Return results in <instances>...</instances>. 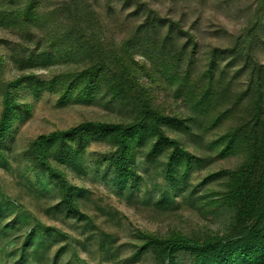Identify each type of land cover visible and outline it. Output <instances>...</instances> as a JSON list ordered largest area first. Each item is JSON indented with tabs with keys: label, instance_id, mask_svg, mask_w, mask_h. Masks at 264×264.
<instances>
[{
	"label": "trees",
	"instance_id": "trees-1",
	"mask_svg": "<svg viewBox=\"0 0 264 264\" xmlns=\"http://www.w3.org/2000/svg\"><path fill=\"white\" fill-rule=\"evenodd\" d=\"M155 1L0 0V28L29 40L35 31L42 33L40 52L13 55L21 68H48L59 62L77 65L47 81L25 75L8 83L0 114V161L8 158L14 126L30 114V106L20 102V91L35 98L43 91L56 94L61 105L106 101L129 107L136 114L130 123L84 121L38 136L22 153L27 168L39 176L43 188L49 186L58 192L53 213L91 222L80 211L84 200L81 190L67 176V172L80 176L85 168L111 176L112 185L133 198L143 181L137 166L142 158L146 164L161 168L164 179L156 189L158 198H150L155 209L170 208L177 197L194 204L198 188L216 183L221 190L209 204L227 211L231 218L229 232L223 237L199 241L182 235L158 238L140 234L143 244L133 258L144 252L150 253L156 264H264V65L256 57L264 45V21L255 18L234 45L213 47L206 68L197 72V36L184 28L181 19L161 16ZM178 1L185 5L191 0ZM100 2L105 3L108 14L115 12L114 6L126 12L123 25L129 20L137 22L118 43L100 30ZM215 34L224 36L226 30L218 28ZM143 78L151 84L166 81L174 86L176 97L205 120L207 132L231 123L210 146L220 147L217 159L241 155V164L210 173L191 188L188 181L193 171L213 159L191 153L169 133L191 134L200 129L198 120L161 110ZM93 144H102L104 153L93 155L89 150ZM85 161L92 163L84 166ZM4 207L0 205V216L6 211ZM37 231L32 229L26 240L36 251L53 240L51 232L49 238H42L46 240L33 239ZM56 236L63 235L57 231ZM182 257L188 258V263L180 262Z\"/></svg>",
	"mask_w": 264,
	"mask_h": 264
},
{
	"label": "rangeland",
	"instance_id": "rangeland-1",
	"mask_svg": "<svg viewBox=\"0 0 264 264\" xmlns=\"http://www.w3.org/2000/svg\"><path fill=\"white\" fill-rule=\"evenodd\" d=\"M189 3L181 5L178 0H156L155 7L161 16L181 19L186 30L194 31L199 43L197 72L206 68L207 55L213 47L234 45L255 18L264 21V0H208L206 3L191 0ZM114 7L115 12L108 14L105 3L100 2L97 13L103 25L100 30L106 31L103 34L118 43L137 22L129 20L123 25L127 13L120 12L119 6ZM218 28H225L226 34L216 35ZM95 29L98 30L97 26ZM41 39V32L35 31L34 38L29 40L20 38L13 30L0 28V114L8 83L25 75L47 81L77 66L59 62L48 68H21L13 55L40 52L44 46ZM256 57L264 65V45L257 50ZM142 81L149 87L155 104L161 110L178 118L193 117L198 120L200 129L191 134L169 133L191 153L213 159L204 168L193 171L188 181L191 188L210 173L224 168L235 169L241 164V155L217 159L220 147L210 146L229 129L231 123L207 132L205 120L196 117L190 106L176 97L174 86H169L166 81L158 84H151L146 78ZM19 96L21 103L30 106V114L14 126L11 147L6 153L8 158L5 162L0 161V205L6 209L0 216V264H156L150 253L143 252L133 258L143 244L140 234L158 238L182 235L200 241L223 237L229 232L230 214L209 204L214 199V193L221 190L220 184L198 188L195 196L198 200L194 204L177 197L170 208L157 210L150 198L159 196L156 189L164 181L160 177L161 168L146 164L142 158L137 160V166L143 181L133 198L115 188L110 181L111 176L85 168V173L80 176L70 172L67 176L69 182L81 190L84 200L80 202V211L91 222L54 214L52 207L59 201L58 192L52 191L49 186L43 188L39 176L27 168L22 153L28 145L40 135L66 130L84 121L130 123L136 114L129 107L106 104V101L61 105L56 94L46 91L38 98L24 91H20ZM197 134L199 136L195 137ZM89 150L93 155H101L105 147L93 144ZM89 164L85 161L83 165ZM32 229H38L33 239L46 240L42 238H49L48 233L51 232L53 240H50V246L36 251L32 243H26ZM41 229L45 232H40ZM57 231L63 236L57 237ZM179 260L182 263L189 261L185 257Z\"/></svg>",
	"mask_w": 264,
	"mask_h": 264
}]
</instances>
